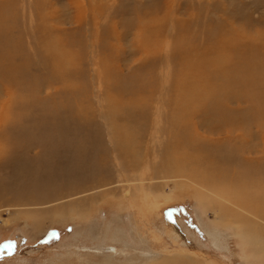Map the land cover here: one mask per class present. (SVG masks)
I'll use <instances>...</instances> for the list:
<instances>
[{"label": "rangeland", "instance_id": "374dc122", "mask_svg": "<svg viewBox=\"0 0 264 264\" xmlns=\"http://www.w3.org/2000/svg\"><path fill=\"white\" fill-rule=\"evenodd\" d=\"M26 1L17 2L19 22L34 12L38 27L45 20L50 33L38 34L42 50L22 52L33 59L30 65L18 62L23 65L15 78L9 82L0 76V264H191V259L198 264H264L241 237L248 227L233 220L242 214L252 225L264 227V221L200 186L197 178L172 177L164 165L169 155L173 170L189 171L200 162H215L222 153L223 167L233 171L264 156V149L245 154L246 159L235 154L237 164L232 151L220 153L210 145L221 138L206 130L198 129L196 138L191 132L190 145L172 141L182 118L192 125L196 119L180 111L183 100L173 95L172 51L140 41L143 36L157 39L152 33L164 30L160 38L166 43L172 33L181 38L186 29L201 32L196 42L201 44L211 33L204 32L208 26L218 39L229 26L241 37L242 53L248 51L250 37L264 50V0ZM37 2L40 10H32ZM77 4L84 10L81 24L75 20ZM45 37L54 41V49H45ZM59 37L74 43L64 50ZM48 51L61 53L63 61L53 63ZM223 51L211 55L225 56ZM257 54L256 62L263 60ZM155 56L158 61L151 63ZM166 88H171L168 93ZM229 106L244 110L248 104ZM115 127L127 133V154L112 139ZM252 141L263 142L259 136ZM263 169L250 167L253 173ZM223 202L234 216L219 213L216 205Z\"/></svg>", "mask_w": 264, "mask_h": 264}, {"label": "bare ground", "instance_id": "6f19581e", "mask_svg": "<svg viewBox=\"0 0 264 264\" xmlns=\"http://www.w3.org/2000/svg\"><path fill=\"white\" fill-rule=\"evenodd\" d=\"M19 1L20 0H17V1H15V0H0V76L3 77L4 79L9 80V82L13 78H15V77H13L14 73L17 71H20L22 69L23 64L24 65H28V64L30 65V62H32L33 57L30 56L28 53L23 54L22 52H28L29 47H33L35 50H38L39 48H41V50H42V48H43L42 44L40 42L38 43V39H37L38 34L45 32L48 35L50 33V31L48 29L49 28V26H48L49 22L45 21L44 19H43L44 23L38 27V25L36 23V18L34 16L35 15L34 12H33L34 15L30 14L29 17H28V14L25 15L24 16L25 20L23 21L22 24L19 22L21 19V16H20L21 13H19L20 12L19 11L20 6L17 3ZM24 1H26V0H24ZM43 1H45V0H43ZM48 1L50 2V0H48ZM61 1H63V0H61ZM26 2H28V1H26ZM68 2H70V1H68ZM75 2H77V0H72V3H75ZM40 4L42 5V3L37 2L35 5L34 4L31 5V6L34 5L33 7H31V6L30 7L32 8V10L33 9L34 10L35 9L40 10V7H39V6H41ZM25 5H27V4H25ZM48 5L49 4H47V7H48ZM78 5L79 4H77V6ZM54 6H55V4H54ZM80 6L82 7V5H80ZM83 6H84V3H83ZM43 7H45V5ZM81 7L78 6L76 9L77 14L75 15V20H77L78 24H81L83 21L82 15H83L84 10ZM50 9H52V8H50ZM50 9H47V11ZM39 10H37V11H39ZM43 10L40 13H42ZM25 11L28 12V10H25ZM28 13H30V12H28ZM44 14H45V12H44ZM22 18H23V16H22ZM58 18H59V16H58ZM165 18H167V17H165ZM165 18L163 17V20H166ZM34 20H35V23H34ZM172 20H173V18H172ZM172 20H171V23H172ZM50 21H52V20H50ZM167 21H169V19ZM175 22H177L176 24H178V21H175ZM181 22H180V24H181ZM151 23H153V22H151ZM155 23L157 24L156 21H155ZM165 23H163V21H162L161 24L164 25ZM176 24H175V26H176ZM213 24H218V23H213ZM213 24H212V26H214ZM50 25H52V24H50ZM148 25H149V23H148ZM187 25L191 26L192 24L190 25V23H188ZM228 25H230V23H228ZM139 26H140V24H139ZM154 26H155V24H154ZM221 26H222V23H221ZM144 27H145V25H144ZM181 28H182V26H181ZM183 28H185V25ZM208 28L209 29H207V30L205 29L204 32L210 31L211 33L209 34V37L208 38L206 37L205 40H203V42L201 44H196V42L199 38V34H201V32H198V31L191 32V31H188L186 29L183 33H180L181 38L178 37L175 39V37L173 36V33H172L171 37L169 38V40H167L166 43L163 41L162 38H160V34L164 30L159 31V30H155V29H154L155 32L152 34L157 39H151L147 36H145V37L143 36V40H140V41L145 46L155 47L157 49L166 48V49H170L172 51V53L168 59L171 61H174L175 62L174 65L176 66L175 72L174 73L172 72L173 74L169 75V78L173 77V79H175L173 81L174 87H172V88H175V92L173 90V92H174L173 95H176L178 97V100H181V99L183 100L182 108L180 109V111L185 110L189 114L190 119H192V118L196 119L195 124L192 125L191 121H188V120H185L182 118L181 119L182 122L180 124H177L179 128H178L175 136L173 137L172 141L182 143L183 145H187V144L190 145L191 140H192V136L190 135L191 132L195 131L193 134V137L196 138L197 134H198V129L206 130L209 133V135H211V136L217 135L219 138H221L220 141H216V139L212 142L209 141L210 145L213 146V148L216 151H219L221 153V152L229 150V151L233 152L232 154L235 155V154L239 153V154H241V158H245L244 155L247 153H257V152H260L261 149H264V58H263V60H261L259 62H256V60H255L256 59L255 55H258L257 54L258 52H260L264 55V50L259 48L250 37V40H248V42L245 43L247 45L246 49L248 51L247 52L245 51L246 53L244 54L240 50V49H242V51H243V48H240L241 44H240L239 39L241 37L236 36V35H239V33L235 32L232 28H230L228 26V27H225V30L221 31V33L225 36L220 34L223 38L218 39V36H219L218 32L216 31L217 33H215L212 30L213 27L211 28V25L208 26ZM53 29H55V28H53ZM141 29H142V27H141ZM146 29H147V27H146ZM177 30H179L178 26L176 28H174L175 32ZM180 31H181V29H180ZM78 33H79V31H78ZM56 34L58 35V33H56ZM76 34L77 33H75V34L73 33V35H76ZM40 36H43V35L41 34ZM62 36L64 37V35H62ZM253 37H254V35H253ZM79 38H80V36H79ZM57 39L64 46V50L68 49V47L74 43V42H70L73 40V38H71L72 40L69 39L68 37L67 38H62V37L60 38L59 37ZM242 39H244V38H242ZM24 41L27 42L26 48H25ZM84 42H85V40H84ZM84 42H82L83 46H84V44H83ZM37 45H38V48H37ZM44 45H45V49L50 50L54 47L55 43H54V41L47 39V40H45ZM172 45H174V46L171 48ZM77 46L78 45L76 43V47ZM55 48H56V46H55ZM57 49H59V48H57ZM222 49L224 50L223 53H225V56L211 55V53L213 51H217V50L221 51ZM51 51L53 52V50H51ZM51 51H48V52H50V54L52 56ZM36 53H38V52H36ZM40 53L42 54L43 52H40ZM33 56H34V54H33ZM62 58L63 57H62L61 53L57 54V55H55V53H54V55L52 57H50V60L53 63L54 62L58 63V62L63 61ZM37 59H38V57H37ZM37 59H35V60H37ZM39 60H41V59H39ZM20 61L23 64L22 63L19 64L18 62H20ZM157 61H158L157 57L155 56V58L152 60L151 63H155ZM33 63H34V61H33ZM171 64H173V63H171ZM166 65H168V64H166ZM23 67H25V66H23ZM171 71H173V70H171ZM49 74L51 75V73H49ZM30 75H32V73ZM60 75H58V76H60ZM28 78H31V76H29ZM34 78H35V75H34ZM18 79L20 80V78H18ZM54 79L58 80V78H54ZM62 79H64V78H62ZM14 82H16V81H14ZM14 82H12V83H14ZM21 82H23V81H21ZM156 84H158V83L156 82ZM166 85H168V84H166ZM169 86L171 87L170 84L167 87H169ZM169 89H171V88H169ZM25 90L27 91V89H25ZM166 90H167V88H166ZM168 90H167V93L169 92ZM68 91L66 90V92H68ZM170 91H172V90H170ZM35 93H37V87H35ZM70 93H72V92H70ZM163 95H165V94H163ZM1 96H3V95H1ZM8 97L9 96H7V98ZM16 97H17V95H16ZM163 97L164 96H162V99H164ZM177 97H175V98L177 99ZM171 98H173V96H171ZM168 99H169V97H168ZM168 99H166V100H168ZM0 100H2V99H0ZM169 100H171V99H169ZM172 100H175V99H172ZM172 100H171V102H172ZM245 101L248 104V106L246 108H244V110L240 109V108L234 109V108H231L229 106V104L232 102L238 103V102H245ZM9 103H12V102H9ZM34 103H35V101H34ZM8 105H10V104H8ZM14 105H16V101H14ZM6 106H5V109H7ZM31 107H33V106H31ZM201 118H203V120L199 121ZM176 119H178V118H176ZM178 122L179 121H177L176 123H178ZM199 122L201 123V127L199 126ZM169 125L171 126L172 124H169ZM174 126H175V124H174ZM254 127L257 128L256 133H253L252 129H254ZM223 131H225V132H223ZM221 132L223 134H226V135L224 137H222L223 135ZM258 136L262 139V141H263L262 143H255L252 141V138L254 139L255 137H258ZM3 139H5V138H3ZM112 139L117 141V143L119 144L118 149L120 152H122V154H127L128 151H130V149H129L130 148V146H129L130 140L128 141L127 133L123 132V130L121 128L115 127V130L112 133ZM200 139L205 140L202 136H200ZM4 141H6V140H4ZM5 143L6 142H4V144ZM9 148H10L9 150H11V147H9ZM201 151H203V150H201ZM1 152L2 151L0 150V153ZM175 153L176 152H174L173 154H175ZM199 154H201V153H199ZM217 156H219V155H217ZM221 156H222V153L220 154V156L218 158H216L217 160H215V162H212L209 160L205 163L200 162V163L195 165L196 166L195 168H193L192 170H189V171H186L184 168L178 169V170H173L169 166V164L171 162V161H169L170 158H168L169 155L166 156V158L164 160V165L168 164L167 169H168L169 174L172 177L187 176V177H190L191 179H193V181L197 178L196 180L200 184V186L201 185L205 186L207 189H209V191L216 193L217 196H219L223 199L225 198L230 204L235 205V207L237 206V208L239 207L241 209H244L245 211H248L249 213H251V215L254 216V218L257 221H264V169H263V172H261L259 170V171H255L254 173H253V171L250 170V167H255V166H258V169H260L262 167L264 168V156H260V157L256 158V160L251 159V161H248V162L244 161V162H242V165H243L242 166L241 164L238 163L239 159L235 155L231 159L236 160L237 164H239V167L233 171L228 170L227 168L223 167L222 161L219 160V159H221ZM179 159H182L184 161L187 159V157L181 156V158L179 157ZM191 162H192V160H191ZM189 164H192V163L189 162ZM236 166H238V165H236ZM177 167H179V166H177ZM249 172L253 173L252 179L247 178V175L249 174ZM167 177H169V176L167 175ZM195 183H196V181H195ZM139 187L143 188L142 183H140ZM216 208L218 209L220 214H222L226 217H228V216L232 217L235 215V214L229 213L233 209L229 205H224V202H223V204L218 203V205H216ZM235 220H238V223L242 222L245 226L248 227L249 232H248V230H246L247 232H243V234H241L242 235L241 237L245 241H247L249 244L252 245V247H253L252 252L257 257V260L260 259L259 261H263V259H264L263 258L264 257V227H260V225H256L254 223H253V225L250 224L248 221H246L243 218L242 214H239L236 217H234L233 221H235ZM255 225L258 226V228H254ZM238 236H240V234ZM189 261L191 264H198V263L194 262L192 259ZM167 264H170V263L168 262ZM171 264H176V262L172 261Z\"/></svg>", "mask_w": 264, "mask_h": 264}]
</instances>
